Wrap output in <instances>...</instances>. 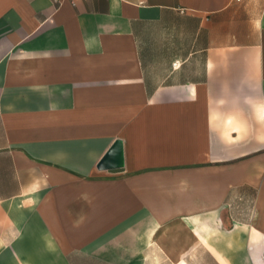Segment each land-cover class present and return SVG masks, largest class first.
<instances>
[{
  "label": "crops",
  "instance_id": "1",
  "mask_svg": "<svg viewBox=\"0 0 264 264\" xmlns=\"http://www.w3.org/2000/svg\"><path fill=\"white\" fill-rule=\"evenodd\" d=\"M76 262L264 264V0H0V264Z\"/></svg>",
  "mask_w": 264,
  "mask_h": 264
},
{
  "label": "water",
  "instance_id": "2",
  "mask_svg": "<svg viewBox=\"0 0 264 264\" xmlns=\"http://www.w3.org/2000/svg\"><path fill=\"white\" fill-rule=\"evenodd\" d=\"M123 164L122 144L120 139H115L96 166L100 169H115Z\"/></svg>",
  "mask_w": 264,
  "mask_h": 264
},
{
  "label": "rangeland",
  "instance_id": "3",
  "mask_svg": "<svg viewBox=\"0 0 264 264\" xmlns=\"http://www.w3.org/2000/svg\"><path fill=\"white\" fill-rule=\"evenodd\" d=\"M75 264H82V263H78V262H76Z\"/></svg>",
  "mask_w": 264,
  "mask_h": 264
},
{
  "label": "built area",
  "instance_id": "4",
  "mask_svg": "<svg viewBox=\"0 0 264 264\" xmlns=\"http://www.w3.org/2000/svg\"><path fill=\"white\" fill-rule=\"evenodd\" d=\"M72 2H74V0H72Z\"/></svg>",
  "mask_w": 264,
  "mask_h": 264
}]
</instances>
